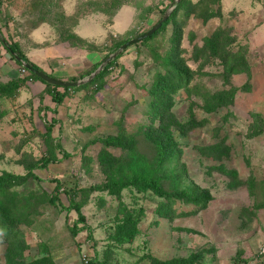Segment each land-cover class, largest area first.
Wrapping results in <instances>:
<instances>
[{"label":"rangeland","instance_id":"1","mask_svg":"<svg viewBox=\"0 0 264 264\" xmlns=\"http://www.w3.org/2000/svg\"><path fill=\"white\" fill-rule=\"evenodd\" d=\"M174 9L154 38L113 57L103 84L69 88L59 104L37 79L0 92V173L31 169L37 177L8 193L30 222L0 229V264L32 259L44 247L56 264H264V0H0V38L17 43L48 75L75 82L104 64L115 44ZM215 33L209 47L205 40ZM175 45L174 61L186 76L169 106L159 107L162 117L155 116L148 88ZM19 67L0 41V84L26 76ZM174 121L185 123L183 132ZM164 128L180 148L158 171L164 189L172 190L175 178L181 189L207 194L205 207L177 199L167 212L149 190L130 186L114 194L98 187L114 173L99 162L101 140L129 142L106 147L129 175L130 163L157 168ZM49 156L55 160L36 165ZM71 203L84 223L65 209ZM127 211L138 217L137 234L119 244L113 235ZM74 224L90 230L73 234Z\"/></svg>","mask_w":264,"mask_h":264},{"label":"trees","instance_id":"2","mask_svg":"<svg viewBox=\"0 0 264 264\" xmlns=\"http://www.w3.org/2000/svg\"><path fill=\"white\" fill-rule=\"evenodd\" d=\"M176 10H172L171 13L168 15L166 20H164L159 28L155 30L150 36L144 38L141 40V42L145 43L147 40L154 38L159 30H163L164 26L173 20L174 14ZM214 16V14H209L206 17V19L209 17ZM175 35H172L170 40L174 41L176 38H174ZM216 33L213 34V39H206L205 43L209 45V47H212L213 41H215ZM0 41L5 44L7 51L9 54H11V57L16 61V63L19 64L20 67H23L28 72L26 76L22 77L21 79H13L9 81L6 84H0V92L2 93H11L13 92L17 87H19V84L21 81L31 78V79H37L44 83L46 86L50 87V90H48V93L51 97V100L55 104H59L62 102L66 90L69 88L72 89H80L84 88L87 85H95V83L100 82L103 84L104 78L103 76L107 72V69L110 65L113 64L114 59L112 58L110 61H108L104 67L96 73L89 81L82 83L77 86H57V85H51L48 82H45L42 80L39 76H37L35 73L30 72L25 64L31 66L32 68L42 71L38 66H36L34 63H32L24 53L19 49V46L17 43H11L8 44L3 38H0ZM124 42H118L114 45V50L118 49V47L123 44ZM176 43V42H175ZM177 45V44H176ZM176 45L173 46L172 50L167 51L166 54L161 57L163 58L162 64H164L165 69L162 73L159 71L157 72V75L150 88H148L150 92V96L156 99V103L152 104L151 106L155 107L156 110L153 112L155 116L162 117V112H158L159 107L164 108L168 107L170 102V95L181 85L182 79H185L186 71L182 70L180 65H178V61H174V57L177 55L176 53ZM154 57H159L156 52H153L152 54ZM18 57V59H16ZM195 59H197V56L195 55ZM53 77V76H52ZM55 79H58L57 77H54ZM67 81V80H66ZM70 82H73L74 79L71 78L69 80ZM101 84L96 85L95 88L98 89V87H101ZM57 87H61L62 90H57ZM150 104V103H149ZM54 111V110H53ZM54 121V120H53ZM54 122H49L46 125V133L49 134L51 131V128L53 126ZM185 123H178L177 121H174L172 125H175L177 129H180V132H183V125ZM165 126V125H164ZM163 128L159 129L162 130ZM160 135V134H159ZM160 137V138H159ZM157 139V138H156ZM103 143V146L105 147L102 152L100 153L99 162L104 165V167L107 170H111L114 173L108 176L107 181L102 184V186H98L100 189H106L109 193L118 194L120 190L127 187H134L139 192H144L146 190L151 191L154 195H157L162 198V202L159 204L160 210H165L167 212H170L175 208V202L177 199H180V203H195L200 206V208L205 207V202L208 199V195L204 192H201L200 194L196 193H190L187 190H183L180 188L179 183L175 181V178H173V183L170 187L172 190L166 191L162 185V173L160 174L158 171L159 169L166 163L172 161L176 155L178 154V151L176 147L174 146L175 143L173 141V136L169 131H167V128H164L163 133H161V136H158L156 147L159 154V157L157 158L158 164L157 168H154V166H148L145 165L143 167L137 166L135 167V163H130V171L131 173L128 175L123 174V169L125 168L124 164H121L119 162H113L111 159V155L106 150V147H115V146H126L129 145L128 143H122L119 137H107L103 140H101ZM179 148V147H178ZM180 149V148H179ZM175 151V152H174ZM55 160L53 156H49L47 158H44L41 164H36L38 167L40 166H46V164L50 160ZM140 165V164H139ZM110 166H113L115 169H112ZM158 172V173H157ZM123 174L120 175V174ZM165 173V172H164ZM166 174V173H165ZM29 177H32L36 179V175L29 169L25 174H14L8 171H2L0 173V229L4 228L5 233H9L11 228L17 224L19 221H23L24 224H28L30 222V216L28 210H23L18 205L15 204V194H8L10 193V189L14 186L20 185L25 182V180ZM168 177L170 175L168 174ZM55 190H58L59 187L56 185L54 187ZM11 196V197H10ZM56 194L50 196V202L53 203L56 199ZM74 209L77 213V222H83L85 221L84 215L82 214L80 210V206L78 204L71 203L70 206H68L65 209ZM159 211V209H158ZM160 212V211H159ZM164 214V213H163ZM138 217L135 216V213H132L130 211H127L126 214L121 218L119 222H117L115 234L113 235V240L117 243H125V242H132L135 235L137 234V223ZM79 229H86L90 230V227L87 225H83L81 228L77 227L76 224L72 227L73 234H76ZM15 251V250H14ZM188 261V263L186 262ZM186 261H180L178 259H173L170 261L165 262H158L157 264H183L185 262L186 264H191V260L188 259ZM7 264H12L11 260L7 261ZM13 264H56L50 253H48V250L44 247L41 248V254L37 257H34L32 259H18ZM84 264H94V259L87 260Z\"/></svg>","mask_w":264,"mask_h":264},{"label":"water","instance_id":"3","mask_svg":"<svg viewBox=\"0 0 264 264\" xmlns=\"http://www.w3.org/2000/svg\"><path fill=\"white\" fill-rule=\"evenodd\" d=\"M179 0H174V3L178 2ZM169 15V12L165 13L161 20H159V22L157 24H155L154 26H152L148 31L144 32L143 34H141L140 36L136 37V38H132V39H129V40H126L123 44H121L118 48V50L116 52H114L111 56H108L106 59H105V62L104 64H101L100 67L95 71L93 72L89 78L87 79H83V80H78V81H75V82H70V81H63V80H58V79H55L54 77L48 75L47 73H45L44 71H39V70H36L34 68H32L31 66L25 64L26 68L32 72V73H35L37 76H39L42 80H44L45 82H48L49 84H52V85H57V86H77V85H80L82 83H85L87 81H89L96 73H98L102 68L103 66L105 65V63L107 61H109L110 59H112L114 56H116L119 52H121L125 47L133 44V43H137L141 40H143L144 38L150 36L155 30H157V28H159V26L161 25V23L166 20V18L168 17ZM16 59H18V57H16Z\"/></svg>","mask_w":264,"mask_h":264},{"label":"built area","instance_id":"4","mask_svg":"<svg viewBox=\"0 0 264 264\" xmlns=\"http://www.w3.org/2000/svg\"><path fill=\"white\" fill-rule=\"evenodd\" d=\"M19 71H21V73H25L26 72V69L23 68V67H19Z\"/></svg>","mask_w":264,"mask_h":264}]
</instances>
